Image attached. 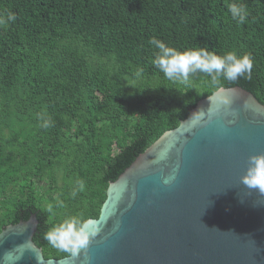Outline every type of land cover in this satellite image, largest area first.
<instances>
[{
    "label": "trees",
    "instance_id": "trees-1",
    "mask_svg": "<svg viewBox=\"0 0 264 264\" xmlns=\"http://www.w3.org/2000/svg\"><path fill=\"white\" fill-rule=\"evenodd\" d=\"M232 2L246 7L243 24ZM153 37L249 55L251 79L222 83L264 104V0H0V231L36 212L45 257L67 256L44 239L48 228L66 215L98 217L110 182L215 91L202 73L166 79Z\"/></svg>",
    "mask_w": 264,
    "mask_h": 264
},
{
    "label": "water",
    "instance_id": "water-1",
    "mask_svg": "<svg viewBox=\"0 0 264 264\" xmlns=\"http://www.w3.org/2000/svg\"><path fill=\"white\" fill-rule=\"evenodd\" d=\"M224 88L230 105L216 91L201 98L110 182L80 255L45 257L32 212L0 231V264H264V194L241 182L249 157L264 153V104L241 85Z\"/></svg>",
    "mask_w": 264,
    "mask_h": 264
},
{
    "label": "clouds",
    "instance_id": "clouds-1",
    "mask_svg": "<svg viewBox=\"0 0 264 264\" xmlns=\"http://www.w3.org/2000/svg\"><path fill=\"white\" fill-rule=\"evenodd\" d=\"M227 8L231 18L238 24H243L246 21L248 12L245 6L232 2L227 5ZM7 19L15 21L16 17L13 13H8ZM149 43L157 49L152 63L164 74L166 79L188 84L192 76L202 73L210 78L207 83L216 91L221 103L225 105H230L232 98L227 94L219 95L221 92H225L222 81L235 82L241 77L251 79L252 60L247 54L241 55L235 51L217 54L214 50L203 46L181 51L155 37ZM196 113H200L201 118L205 115L204 110H198L193 115ZM211 113L209 107L207 115L210 117ZM40 119L42 128L51 127V121L45 115L42 114ZM168 155V149H165L156 155L152 163L158 165L167 160ZM177 171L178 166L164 176L163 183L165 185L172 183L176 179ZM241 182L249 189L258 190L259 193L264 194V153L253 154L249 157L248 167ZM77 185L79 190H83L84 182L82 180L77 181ZM76 194V191L72 192L73 196ZM55 207L63 208L64 202L57 200ZM44 211L55 215L53 204H48ZM98 232L99 227L90 224L83 214H72L63 216L57 223L49 227L44 233V239L52 248L70 256H78L82 249L87 248L90 240L95 238ZM10 259V254L5 253L4 260Z\"/></svg>",
    "mask_w": 264,
    "mask_h": 264
}]
</instances>
